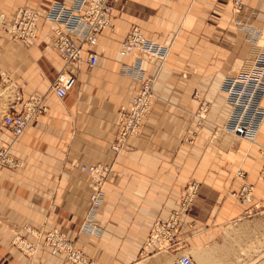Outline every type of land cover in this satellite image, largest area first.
<instances>
[{"label":"crops","instance_id":"0c3cea01","mask_svg":"<svg viewBox=\"0 0 264 264\" xmlns=\"http://www.w3.org/2000/svg\"><path fill=\"white\" fill-rule=\"evenodd\" d=\"M73 1L0 0L5 22L22 7L41 15L38 36L26 45L0 32V146H12V154L23 162L19 170L0 172V264H70L43 243L36 258L21 254L13 246L16 236L37 242L25 227L38 233L61 231L94 264L152 259L149 264H166L188 250L200 253L195 264L200 258H208L206 264L221 259L223 230L264 204V122L255 143L224 133L232 107L221 89L225 78L240 71L251 74L264 53V0H243L251 27L237 23L234 0H112L114 27L94 48L98 65L90 69L84 63L80 73L75 64L67 68L78 75V83L59 100L52 83L65 62L53 47L56 26L46 14L56 3L70 6ZM136 27L161 44L174 38L160 71L144 64L146 75H157L158 100L140 137L116 157L111 147L118 114L131 104L145 77L132 67V57L119 53ZM33 95L43 97L48 110L13 143L2 127L3 116L11 108L21 112ZM203 102L209 104L205 120L199 118ZM100 163L112 166L96 220L102 235L88 236L80 229L90 208L91 179L79 166ZM193 180L200 190L181 244L163 252L147 247L155 223L179 208L182 192ZM245 185L254 187L248 203L235 195Z\"/></svg>","mask_w":264,"mask_h":264},{"label":"built area","instance_id":"2783aa9c","mask_svg":"<svg viewBox=\"0 0 264 264\" xmlns=\"http://www.w3.org/2000/svg\"><path fill=\"white\" fill-rule=\"evenodd\" d=\"M113 11L112 0H74L70 6L56 3L48 10L46 19L56 26L52 36L53 47L65 62L64 70L52 83V91L59 100H64L78 83V75L69 73L67 68L75 64L80 73L84 63H88L90 69L98 65L99 56L94 48L98 46L102 34L113 29L114 24L111 19ZM247 11L244 9L243 0H234L235 14L240 16ZM40 19L41 15L37 9L22 7L18 9L10 23L5 22L4 15H0V32L26 45L37 38ZM256 48H261V46ZM171 49L172 42L161 44L149 40L138 27L132 29L123 41L119 50L120 55L132 57L134 59L132 67L145 77L140 83V90L132 98L131 104L118 114L117 132L111 147L116 157L131 149L129 145L131 139L140 137L146 120L158 100L154 90L157 75H146L144 64L157 66L160 71L167 63ZM86 52L87 56H84ZM258 56L251 74H242L240 71L236 76L227 77L221 88L226 94L227 103L232 107L231 116L223 131L251 143L256 142L264 122L262 105L264 53ZM252 59L251 55L249 60ZM47 110L46 100L33 95L24 104L21 112L11 108L5 113L2 127L11 134L13 143H15L22 137L29 125ZM208 110L209 104L203 102L200 106L199 118L205 120ZM260 153L264 158V147H260ZM22 167L23 162L12 154V146L0 147V172L3 169L19 170ZM79 168L90 176L92 190L90 208L82 223L80 233L88 236H101L102 229L98 227L96 220L107 198L106 187L112 174V166L100 163L91 167L79 166ZM261 175L264 178V168ZM199 190L198 181L193 180L187 184L182 192L179 208L173 211L165 221L155 223L147 247L155 246L158 252H163L177 248L181 244L185 220ZM253 191L252 185H245L235 195L242 202L248 203ZM25 230L35 236L37 242L16 236L13 246L29 259L36 258L40 244L43 243L53 255H63L70 264H94L91 257L78 250L75 242L59 230L40 233L29 227H25ZM171 264L195 263L190 256L182 255Z\"/></svg>","mask_w":264,"mask_h":264},{"label":"rangeland","instance_id":"374dc122","mask_svg":"<svg viewBox=\"0 0 264 264\" xmlns=\"http://www.w3.org/2000/svg\"><path fill=\"white\" fill-rule=\"evenodd\" d=\"M235 16L239 24L240 21L238 19L242 15L235 14ZM173 38L170 42H173ZM263 38L264 34L260 41ZM218 244L224 245V256L217 261H214L213 258L211 264H264V204L255 209L250 215L225 228ZM211 251L213 250H206L205 252L210 253ZM187 253L186 255L190 256L194 262L198 254H200L198 253L196 255L193 253L192 255L190 250ZM174 259L173 257L168 258L166 264H171ZM153 260L143 263L140 262L139 264L154 263ZM197 264L202 263L199 260Z\"/></svg>","mask_w":264,"mask_h":264},{"label":"bare ground","instance_id":"6f19581e","mask_svg":"<svg viewBox=\"0 0 264 264\" xmlns=\"http://www.w3.org/2000/svg\"><path fill=\"white\" fill-rule=\"evenodd\" d=\"M250 16V13H243L242 16L240 17L239 21L241 23V26L245 27L247 25L251 24L252 19H246L247 17ZM251 18V16L249 17ZM229 134V133H228ZM211 256V255H210ZM208 257V256H207ZM212 257V256H211ZM206 259V260H205ZM208 258H200V263L205 264ZM195 263V262H194Z\"/></svg>","mask_w":264,"mask_h":264}]
</instances>
